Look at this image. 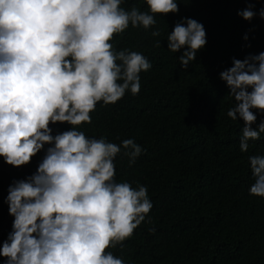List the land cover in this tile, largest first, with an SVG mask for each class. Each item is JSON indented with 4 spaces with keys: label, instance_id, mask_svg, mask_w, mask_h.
Wrapping results in <instances>:
<instances>
[{
    "label": "clouds",
    "instance_id": "clouds-1",
    "mask_svg": "<svg viewBox=\"0 0 264 264\" xmlns=\"http://www.w3.org/2000/svg\"><path fill=\"white\" fill-rule=\"evenodd\" d=\"M124 2L0 0V157L22 167L44 151L35 172L8 187L14 219L0 243L4 264H125L108 249L123 247L153 207L146 185L116 180L117 155L123 150L131 165L145 149L131 138L117 144L80 130L98 103L137 95L140 73L152 68L143 53L117 50L115 38L130 25L153 28L156 14L178 13L181 0H145L148 11ZM253 9L248 3L237 15L264 19V8ZM166 39L184 70L207 44L204 25L191 17H181ZM219 78L235 101L227 116L243 121L240 150L247 152L264 133L256 115L264 117V52L233 57ZM58 123L70 127L53 134ZM248 160L249 193L264 197V156Z\"/></svg>",
    "mask_w": 264,
    "mask_h": 264
},
{
    "label": "trees",
    "instance_id": "trees-1",
    "mask_svg": "<svg viewBox=\"0 0 264 264\" xmlns=\"http://www.w3.org/2000/svg\"><path fill=\"white\" fill-rule=\"evenodd\" d=\"M248 3L257 12L264 8V0H181L178 13L156 14L157 24L147 31L130 25L113 41L117 50L143 53L152 68L140 73L137 95L128 91L115 104L98 103L92 123L80 130L117 144L131 138L145 149L134 164L123 150L114 161L116 180L146 185L153 204L123 247L108 249L125 264H264V197L249 193L254 177L248 160L264 156V133L249 141L247 152L240 150L243 121L227 116L235 101L219 78L233 57L264 52V19L237 15ZM133 5L148 11L145 0L122 3ZM181 17L201 22L207 36L186 70L166 39ZM155 28L158 37L151 35ZM256 115L258 124L264 117ZM52 127L55 134L70 126ZM43 155L22 167L0 157V243L14 219L5 202L8 187L35 172ZM4 260L0 256V264Z\"/></svg>",
    "mask_w": 264,
    "mask_h": 264
}]
</instances>
